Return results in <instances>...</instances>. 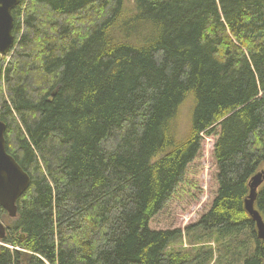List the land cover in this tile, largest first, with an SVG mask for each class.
I'll use <instances>...</instances> for the list:
<instances>
[{
    "label": "trees",
    "instance_id": "obj_1",
    "mask_svg": "<svg viewBox=\"0 0 264 264\" xmlns=\"http://www.w3.org/2000/svg\"><path fill=\"white\" fill-rule=\"evenodd\" d=\"M12 13L0 120L31 182L15 217L0 206V264H264L245 208L264 170V0Z\"/></svg>",
    "mask_w": 264,
    "mask_h": 264
},
{
    "label": "water",
    "instance_id": "obj_2",
    "mask_svg": "<svg viewBox=\"0 0 264 264\" xmlns=\"http://www.w3.org/2000/svg\"><path fill=\"white\" fill-rule=\"evenodd\" d=\"M21 0H0V53L7 55L15 45L13 35L14 16L12 10ZM7 125L0 120V206L4 207L11 217L17 215V202L28 189L31 176L19 164L6 147ZM264 182V170L256 173L250 181V193L245 200V208L256 221L258 236L264 239V218L256 208L258 190ZM7 234V226L0 219V238ZM23 237V236H22Z\"/></svg>",
    "mask_w": 264,
    "mask_h": 264
},
{
    "label": "rangeland",
    "instance_id": "obj_3",
    "mask_svg": "<svg viewBox=\"0 0 264 264\" xmlns=\"http://www.w3.org/2000/svg\"><path fill=\"white\" fill-rule=\"evenodd\" d=\"M190 114H191V106L190 104H186L183 108V118H184V122H185V126L188 125L189 121H188V118L190 117ZM192 189L191 187H189L188 189H186V193H189L191 192ZM179 213V207L178 205H173L170 210H169V213H168V216L166 217L168 221L172 220L174 217H176ZM193 214H195V212H190L189 215H187L188 219L189 217H191ZM212 244H214V242H212Z\"/></svg>",
    "mask_w": 264,
    "mask_h": 264
}]
</instances>
